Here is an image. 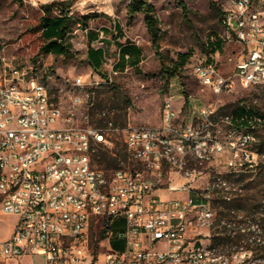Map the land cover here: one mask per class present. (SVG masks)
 Segmentation results:
<instances>
[{"label": "built area", "instance_id": "built-area-1", "mask_svg": "<svg viewBox=\"0 0 264 264\" xmlns=\"http://www.w3.org/2000/svg\"><path fill=\"white\" fill-rule=\"evenodd\" d=\"M249 5L229 0L223 16L228 36H239L242 45L234 73L222 74L217 56L193 65L198 82L215 93L232 89L236 80L248 87L264 83V17L249 14ZM75 84L85 86L82 77ZM82 102L81 94L73 96L74 106ZM194 112L180 121L169 92L160 125L125 128L136 166L104 168L92 162L95 143H112L103 127L78 123L76 111H64L36 67L16 65L0 50V214L17 215L12 232L0 238V260L20 263L39 254L43 264H232L192 234L198 225L211 228L214 219L207 196L190 191L203 164L225 155L227 167L239 173L264 152L249 147L240 135L247 125H236L231 112L218 113L213 103ZM166 168L170 190L186 196L154 192Z\"/></svg>", "mask_w": 264, "mask_h": 264}, {"label": "rangeland", "instance_id": "rangeland-1", "mask_svg": "<svg viewBox=\"0 0 264 264\" xmlns=\"http://www.w3.org/2000/svg\"><path fill=\"white\" fill-rule=\"evenodd\" d=\"M52 1L0 0V50L16 65L36 67L64 111H76L78 123L103 127L112 143L94 144V164L104 168L136 166L129 157L124 140L125 128L129 124L160 125L164 98L169 92L174 96L182 94L185 99L180 121L190 120L194 110L203 103H213L218 113L235 110L236 116L242 107L249 106L251 128L248 145L264 152V121L255 120L260 115L264 118V83L248 87L236 80L232 89L215 93L202 86L192 70L198 59L217 56L220 72L225 76L234 73L242 45L237 36H228L223 22L229 0H149L155 6L160 27L157 45L148 29L145 13L129 12L130 0L67 1L72 3L70 9L75 17L67 36L72 52L69 55L39 53L46 40L40 19L45 14L44 5ZM250 8L262 12L264 17V0H251ZM85 13L97 14L89 19L87 26L77 21ZM91 32L98 34L93 35L92 40L89 39ZM125 42H134L142 48L137 65L130 61L122 62L120 45ZM90 43L104 48L103 63L98 69L88 59ZM168 68L175 69V73L169 75ZM78 77H82L85 83L83 88L75 84ZM75 94L83 97V102L76 106L73 105ZM175 103H178L177 98ZM229 140L230 134H223V141ZM201 169L190 192L199 191L210 198L213 219L221 215V210H226L215 200L225 195L242 196L250 200L248 209L256 210L254 216H245L249 211L245 210L242 212L245 222H232L231 226L236 229L243 226L241 230L251 228L258 234L217 248L228 256L232 264H264V156L258 158V164L247 162V166H242L241 174L227 167L225 155L203 164ZM166 170L164 181H169ZM241 217L232 216L235 220ZM16 220L15 214H0V238L12 232ZM115 229L120 227L115 226ZM207 231L209 233H205ZM99 232V226L94 228V243L99 240L96 237ZM192 234L199 242L211 245L210 227L198 225ZM253 238L257 241H250ZM113 243L122 247L123 242L114 239ZM31 262L43 264L44 257L27 255L20 263L18 259L0 260V264Z\"/></svg>", "mask_w": 264, "mask_h": 264}, {"label": "trees", "instance_id": "trees-1", "mask_svg": "<svg viewBox=\"0 0 264 264\" xmlns=\"http://www.w3.org/2000/svg\"><path fill=\"white\" fill-rule=\"evenodd\" d=\"M67 1L70 0H54L44 5L45 14L40 19V26L42 29V34L46 40L40 47L39 53H55L64 55H69L72 53L69 42L67 41V36L74 25L75 17L70 9L72 3ZM128 7L129 12L132 14L138 11H143L145 13V21L149 31L152 34L153 42L157 45L160 39V27L158 26V17L156 16L154 4L149 0H130ZM54 11H56V13L52 14ZM96 15V13H85L82 14L80 18L77 19V21L80 22L81 25L87 26L89 19ZM93 35L98 34L91 32V38H89L90 40H92ZM120 56L123 63L125 61H130L132 65H137L141 60L142 48L134 42L122 43L120 45ZM103 57L104 48L102 46L94 47L90 43L88 48V59L90 63L98 69L103 63ZM167 70L169 75L175 73V69L171 70L168 68ZM187 100L188 99L186 98V101ZM250 111L251 108L249 106H244L238 111L236 116L235 110H232L231 113L233 114L234 123L238 126L247 125L251 128L249 121L251 119ZM238 116L241 117L238 119ZM115 160L118 162L117 157H115ZM238 174L241 173L239 172ZM201 197L205 196L201 195ZM205 199L210 198L205 197ZM215 200L218 205L224 207L226 210H221V215L218 218H214L211 224V246L219 247L225 243H238L249 235H255V233H259L255 232V230H252L251 228L248 230H241L240 227L243 226H238V229H236L234 226H231L232 222L236 223V221H241L240 224L245 222V219H243L244 213L242 214V212L249 210L247 205L250 203V200H246V198L238 195H225L221 199L215 198ZM251 204L254 207L253 203ZM255 212L256 210H252L251 208L247 215L245 214V216L250 214L253 215ZM232 216L242 217L239 220H235L232 218ZM222 221H225V224H222ZM250 241H257V238H253Z\"/></svg>", "mask_w": 264, "mask_h": 264}, {"label": "crops", "instance_id": "crops-1", "mask_svg": "<svg viewBox=\"0 0 264 264\" xmlns=\"http://www.w3.org/2000/svg\"><path fill=\"white\" fill-rule=\"evenodd\" d=\"M80 24V22H78ZM177 101L178 103H175V106L177 108V110H181L183 103L185 102V99L183 97V95L181 94H177L175 96V101ZM169 181L168 179L166 181H162V182H156L155 186H154V192L161 195L162 197H169V196H186V192L180 191V190H170L169 188ZM176 193V195H175Z\"/></svg>", "mask_w": 264, "mask_h": 264}, {"label": "bare ground", "instance_id": "bare-ground-1", "mask_svg": "<svg viewBox=\"0 0 264 264\" xmlns=\"http://www.w3.org/2000/svg\"><path fill=\"white\" fill-rule=\"evenodd\" d=\"M242 2L250 3L249 14L258 15V12H259L258 10L250 8L251 7V0H242ZM238 33H245V24H238ZM237 38L239 40V36H237ZM197 80L201 81V74H197ZM255 120L264 121V118H263V116H256ZM249 131H250V127H248V126H243L242 128H240L241 135L247 136V139L249 138L248 137ZM204 260H211V253H204Z\"/></svg>", "mask_w": 264, "mask_h": 264}]
</instances>
